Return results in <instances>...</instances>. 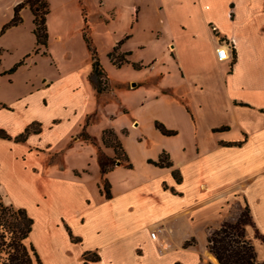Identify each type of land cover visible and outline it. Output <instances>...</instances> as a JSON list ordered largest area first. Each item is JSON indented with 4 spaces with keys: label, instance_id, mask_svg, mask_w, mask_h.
<instances>
[{
    "label": "crops",
    "instance_id": "crops-1",
    "mask_svg": "<svg viewBox=\"0 0 264 264\" xmlns=\"http://www.w3.org/2000/svg\"><path fill=\"white\" fill-rule=\"evenodd\" d=\"M23 1L0 0V130L9 137L0 138V192L32 219L28 243L40 264H218L207 237L245 206L253 222L246 239L263 263L264 0H46L39 49L28 5L2 31ZM84 18L96 52L94 37L107 39L106 54L121 43L130 63L143 65L133 56L153 52L143 66L155 71L152 101L163 109L152 119L176 132L164 136L153 121L156 152L135 161L125 139L138 125L117 129L132 168L117 164L104 176L110 198L100 193L94 148H104L102 131L112 126L94 133L96 122L86 125L97 110L66 144L90 162L68 167L57 148L62 122L101 95L89 82ZM221 46L226 60L217 59ZM30 126L36 132L14 140ZM133 143L148 141L138 133ZM163 152L170 167L148 162Z\"/></svg>",
    "mask_w": 264,
    "mask_h": 264
},
{
    "label": "trees",
    "instance_id": "trees-1",
    "mask_svg": "<svg viewBox=\"0 0 264 264\" xmlns=\"http://www.w3.org/2000/svg\"><path fill=\"white\" fill-rule=\"evenodd\" d=\"M28 5L34 16L33 33L36 37L37 49L46 47V16L49 13V6L46 0H24L14 8V15L10 22L3 26L2 31L11 26H16L21 22L19 15L20 9ZM83 38L86 47L90 53L92 61V71L89 75V82L94 87L97 94L107 92V86L103 81V77L107 80V76L101 67L97 52L93 46L89 35L88 25L84 18ZM121 43H118L111 52L107 54L109 61L116 67L129 64L127 56L130 53H118ZM22 62L15 65L10 72H13ZM133 68L140 70L142 65L139 63H131ZM154 127L164 136H173L175 131L167 130L158 121L154 122ZM30 132H36L33 126L25 129L24 133L16 137L17 142L24 141ZM82 139L91 141L90 137L85 133L80 135ZM0 138L8 139L9 137L0 130ZM101 142L104 148H110L113 151V157H106L101 151H98V166L102 178L100 193L106 198H110V186L104 179V176L110 172L115 165L122 164L126 168H132V164L122 147V144L112 129L106 128L102 131ZM241 143H225L226 146H239ZM150 164L164 168L170 167L166 153L160 154L156 162L149 160ZM75 176L80 174L74 171ZM175 176V173H174ZM32 219L29 218L23 209H15L11 205H4L0 197V264H32L35 261L40 264L34 248L29 244L28 236L32 228ZM253 227L249 209L245 206L237 215L234 221H225L219 228L212 230L207 237V248L215 256L218 264H264L258 263L256 260V252L252 243L246 239V228Z\"/></svg>",
    "mask_w": 264,
    "mask_h": 264
},
{
    "label": "rangeland",
    "instance_id": "rangeland-1",
    "mask_svg": "<svg viewBox=\"0 0 264 264\" xmlns=\"http://www.w3.org/2000/svg\"><path fill=\"white\" fill-rule=\"evenodd\" d=\"M118 31H121V27H124V23L118 24ZM90 35V33H89ZM96 39L98 48V57L100 65L104 69L107 79L102 78L107 86L108 91L101 95L91 98L88 103L84 101L83 105L76 109L75 114L70 116L69 121L62 122L57 129V148L58 151H64V163L68 167L79 169L85 166L91 160H87L89 156L84 151H78L75 148L66 149V144L70 139V136L74 135L79 130V125L82 124L86 114L92 113L97 110L96 113L91 114L86 119V125H92L91 132H98L103 125L112 126V129L116 136L119 138L117 129L135 128L137 124V130H129L130 135L125 139V145L132 154L135 161L145 156H153L156 152L157 145L152 143L151 130L152 124L155 120L152 119V112L161 111L163 108L155 105L152 101L154 93L158 85L152 82V77L155 71H151V66L146 67L143 65H149L151 62H146L153 52H144L142 54H135L133 59L139 62L143 60L142 68L137 70L133 68L132 64H124L121 67H116L107 58V54L104 52L106 48L107 39L104 37H94ZM94 43V41H93ZM130 43L129 45H132ZM155 76V73H154ZM162 82V81H161ZM171 84L168 81L162 82V85ZM65 116V113L63 114ZM133 122V123H132ZM131 123L133 124L131 126ZM86 132V131H85ZM125 131L122 130V133ZM140 133L143 135L148 143L146 145H135L133 140L136 135ZM98 151H101L106 157L112 158L113 153L105 150L102 146L98 145L95 141L94 154L95 158L98 157ZM1 201L4 205H10L6 200L4 194L0 192ZM28 242V241H27ZM32 264H37L33 261Z\"/></svg>",
    "mask_w": 264,
    "mask_h": 264
},
{
    "label": "built area",
    "instance_id": "built-area-1",
    "mask_svg": "<svg viewBox=\"0 0 264 264\" xmlns=\"http://www.w3.org/2000/svg\"><path fill=\"white\" fill-rule=\"evenodd\" d=\"M216 56H217V59L218 60H226L228 58V53H227V49L225 46H221L220 48L217 49L216 51ZM151 236V239L154 241V242H159V237L157 236L156 233L152 232L150 234ZM166 245H163V247H165Z\"/></svg>",
    "mask_w": 264,
    "mask_h": 264
}]
</instances>
